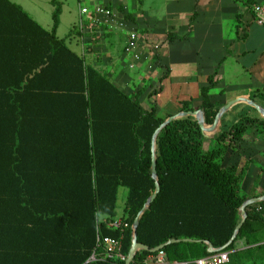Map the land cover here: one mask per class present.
Wrapping results in <instances>:
<instances>
[{
  "label": "trees",
  "instance_id": "16d2710c",
  "mask_svg": "<svg viewBox=\"0 0 264 264\" xmlns=\"http://www.w3.org/2000/svg\"><path fill=\"white\" fill-rule=\"evenodd\" d=\"M52 4L49 31L21 5L0 0V264H125L105 258L104 239L120 240L127 258L133 224L156 192L153 136L173 115L144 108L72 50L57 35L62 2ZM188 35L154 41L156 56ZM214 76L202 89L210 125L219 112L210 99ZM182 110L192 108L185 104ZM253 128L263 131L264 119L242 118L212 138L208 150L192 117L162 130L156 143L160 191L137 230L138 242L150 250L138 251L131 264H145L151 250L164 244L170 259L196 264L212 255L207 241L220 249L232 239L241 207L261 195L244 189L255 161L227 163V154L237 152ZM259 169L261 176L264 167ZM122 188L125 215L121 226L112 227ZM246 212L224 250L231 263L239 257L238 241L252 246L264 231V201Z\"/></svg>",
  "mask_w": 264,
  "mask_h": 264
},
{
  "label": "crops",
  "instance_id": "0c3cea01",
  "mask_svg": "<svg viewBox=\"0 0 264 264\" xmlns=\"http://www.w3.org/2000/svg\"><path fill=\"white\" fill-rule=\"evenodd\" d=\"M11 1L21 5L45 29L52 30V0L47 12L36 0ZM262 4L264 0H87L91 10L104 7L109 16L93 24L81 14L78 2L75 33L70 35L71 30L62 39L122 91L137 96L144 108L155 106L159 116L179 114L185 111V104L204 113L202 89L210 85L209 78L215 74L216 85L210 90L214 107L221 110L230 101L239 100L223 114L215 137L244 117L264 119L246 101L264 108V25L256 22L254 14V8ZM63 7L62 2L61 19ZM81 19H85L86 27L77 33ZM134 32L138 34L137 47L127 51ZM186 34L187 38L170 41L156 56L151 43L169 35ZM211 139L207 138L213 143ZM250 159L255 162L247 170L245 190L264 196V171L258 176L259 166L264 167L262 129L249 131L237 153H228L227 163L236 161L243 166ZM124 215L125 203L116 221H122ZM258 236L260 242L252 246L246 245L245 239L236 243L240 253L233 264H264V231ZM152 256L145 264H154Z\"/></svg>",
  "mask_w": 264,
  "mask_h": 264
},
{
  "label": "water",
  "instance_id": "95a60500",
  "mask_svg": "<svg viewBox=\"0 0 264 264\" xmlns=\"http://www.w3.org/2000/svg\"><path fill=\"white\" fill-rule=\"evenodd\" d=\"M247 102H249L252 106H254L257 110H259V112L262 114V116L264 117V108L260 107L258 104H256L254 101L251 100H246ZM237 102H239V100H233L230 101L226 106H224L221 110H219L215 122L213 124H208L205 120V116L204 113H202L201 111H194V110H187V111H182L179 114L173 115L169 118H167L160 126L159 128L156 130L154 136H153V147H152V151H153V155H152V159H153V164H152V177L154 178V180L156 181V192L149 198V200L147 201V203L145 204L144 208L141 210V212L139 213V216L137 217V219L135 220L134 224H133V242H132V246L130 248L129 254L126 258V262L125 264H131L134 260V258L136 257V254L138 253V251L140 250H150L148 246L143 245L141 243L138 242L137 239V230L140 224V218L141 216L148 210L150 209L153 201L155 200L157 194L160 191V183H159V178H158V172H157V155H156V143H157V138L160 135V133L162 132V130L169 125L170 123H172L175 120H179V119H183L186 117H192L195 120L199 121L201 130L204 134V136L206 138H213L214 134L216 132V129L218 127V124L223 116V114L228 111L234 104H236ZM264 201V196H259V197H254L249 199L248 201H246L244 203V205L241 207V216H242V222L238 225L236 232L234 234V236L232 237V239L222 248L220 249H216L214 248L213 244L209 241H207L206 243L209 246L208 251L210 253H214L217 251H221V250H225L227 249V247H229L236 239L238 232L240 231L243 223L246 221L247 219V212H246V207L250 204L253 203H258V202H262ZM177 240H171L168 243H172V242H176ZM188 241V240H187ZM191 241V240H189ZM167 244L161 245L155 249H152L151 251L156 253L159 250H162L166 247Z\"/></svg>",
  "mask_w": 264,
  "mask_h": 264
},
{
  "label": "built area",
  "instance_id": "2783aa9c",
  "mask_svg": "<svg viewBox=\"0 0 264 264\" xmlns=\"http://www.w3.org/2000/svg\"><path fill=\"white\" fill-rule=\"evenodd\" d=\"M81 14L89 17V21L93 24H100L102 16H109V12L104 7L91 10L86 5L87 0H78ZM255 20L258 24L264 25V4L258 5L254 8ZM86 27L85 19H81L78 23V30L84 31ZM138 44V34L132 33L130 41L128 42L127 51H133ZM122 225V221H114L111 223L112 227H119ZM104 244L106 246L105 258L115 260H126V256L122 254L121 248L122 243L120 240L113 238H105ZM151 262L154 264H191L189 261H178L169 258L168 254L164 249L156 252L151 258ZM230 261V252L218 251L212 253V255L200 258L195 261L196 264H228ZM148 263V262H147Z\"/></svg>",
  "mask_w": 264,
  "mask_h": 264
},
{
  "label": "rangeland",
  "instance_id": "374dc122",
  "mask_svg": "<svg viewBox=\"0 0 264 264\" xmlns=\"http://www.w3.org/2000/svg\"><path fill=\"white\" fill-rule=\"evenodd\" d=\"M39 2V5L43 7V10L45 12L48 11V9L50 7H52V4L50 3L49 0H36ZM63 2L64 5V15L61 19V26H60V30H59V36L61 38H65L69 35V33L71 32L70 35H73L75 33V25L78 22V17H79V5H78V0H61ZM52 18V14L49 15ZM78 30V25L77 28ZM77 34V33H76ZM195 110V109H193ZM186 111V110H185ZM259 116L263 117L262 114L260 113ZM213 143H210L207 138L204 140V149L207 150L208 148H211ZM230 152H235L234 150H231ZM237 153V152H235ZM228 155V154H227ZM245 189V186H244ZM126 196H127V190L125 188H123L122 190H120V194H119V199H118V215H120L121 213H123V207H124V203L126 200ZM247 245V244H246ZM237 246V245H236ZM230 264V261H229ZM233 264V263H231Z\"/></svg>",
  "mask_w": 264,
  "mask_h": 264
}]
</instances>
